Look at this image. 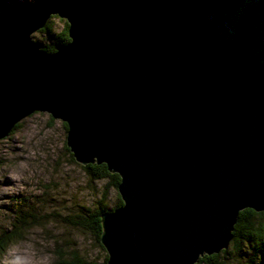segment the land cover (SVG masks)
<instances>
[{
    "label": "water",
    "instance_id": "95a60500",
    "mask_svg": "<svg viewBox=\"0 0 264 264\" xmlns=\"http://www.w3.org/2000/svg\"><path fill=\"white\" fill-rule=\"evenodd\" d=\"M188 6L34 0L0 17V141L46 113L76 163L119 176L106 264H195L227 249L240 211L264 212L260 96ZM51 16L69 42L48 53L30 36Z\"/></svg>",
    "mask_w": 264,
    "mask_h": 264
},
{
    "label": "rangeland",
    "instance_id": "374dc122",
    "mask_svg": "<svg viewBox=\"0 0 264 264\" xmlns=\"http://www.w3.org/2000/svg\"><path fill=\"white\" fill-rule=\"evenodd\" d=\"M33 1L0 0V17L11 8ZM51 21L54 33L60 32L65 21L57 16ZM228 24L213 20L207 26L217 38L231 32ZM30 39L41 48L52 43L40 31L31 34ZM258 48L259 63L264 68V30ZM66 132L64 123L37 112L23 118L18 129L0 141V230L11 228L15 218L13 209H27L36 220L21 239L7 248L0 264H61L74 258L84 264L107 261V253L96 234L72 225L70 220H75L77 213H85L87 208L100 207L103 201L108 209L113 208L120 197L113 186L106 191L108 179L91 181L74 161L66 146ZM105 191L106 199L102 200ZM226 250L218 258L221 264H243L248 260L252 264H264L260 254L237 253L231 243Z\"/></svg>",
    "mask_w": 264,
    "mask_h": 264
},
{
    "label": "trees",
    "instance_id": "16d2710c",
    "mask_svg": "<svg viewBox=\"0 0 264 264\" xmlns=\"http://www.w3.org/2000/svg\"><path fill=\"white\" fill-rule=\"evenodd\" d=\"M243 1V2H242ZM28 5V4H27ZM26 6V5H25ZM24 7V6H22ZM8 10L4 15H10L15 9ZM188 11L192 17L201 21L202 27L213 38L217 45V52L231 61L242 76L249 82L254 92L260 96L261 105L264 109V68L259 63L261 57L258 48L259 36L264 30V1L254 2L253 0H189ZM3 16V15H2ZM55 16H51L44 27L39 31L46 37L51 38L52 43L42 49L48 53L54 52L57 46L69 42L67 35V24L63 23L60 32L54 33L53 23L51 21ZM212 18L214 21H228L231 32L223 33V35L215 38L209 32L207 26ZM19 123L11 130L9 134H13L18 129ZM8 134V135H9ZM85 174L89 176L91 181H99L108 179V187L113 186L117 190L120 178L117 174L109 173L104 164H88L81 166ZM106 191L102 196V200L106 199ZM122 205L118 200L113 208L108 209L107 205L101 203L100 207L90 210L87 208L80 215L76 214L75 220H70L71 224L76 227H83L94 232L99 238L101 233L100 216L101 214L111 211ZM14 220L11 228L0 230V259L6 252L7 248L17 240L21 239L25 232L29 229L31 223H35V215L29 210L13 209ZM12 211V212H13ZM82 214V215H81ZM232 248L237 253H247L250 255L260 254L264 257V212H254L246 209L239 212L237 221L232 232V240L230 241ZM229 243V244H230ZM228 251L222 250L219 254L211 256H202L195 264H221L218 261L220 254H226ZM61 264H84L81 260L74 258L71 262L61 261ZM106 264V261L103 263ZM243 264H252L251 260Z\"/></svg>",
    "mask_w": 264,
    "mask_h": 264
}]
</instances>
